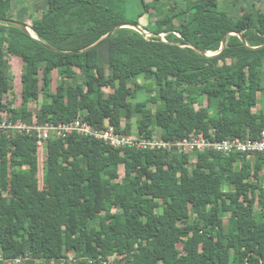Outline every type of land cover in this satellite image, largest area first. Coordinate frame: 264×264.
Wrapping results in <instances>:
<instances>
[{"label": "trees", "instance_id": "16d2710c", "mask_svg": "<svg viewBox=\"0 0 264 264\" xmlns=\"http://www.w3.org/2000/svg\"><path fill=\"white\" fill-rule=\"evenodd\" d=\"M234 2L43 0L32 36L5 22L16 19L0 0V121L83 119L140 140L260 139L264 11ZM146 15L148 36L121 28L90 49ZM37 142L0 132V264H264V154L51 137L41 181Z\"/></svg>", "mask_w": 264, "mask_h": 264}, {"label": "built area", "instance_id": "2783aa9c", "mask_svg": "<svg viewBox=\"0 0 264 264\" xmlns=\"http://www.w3.org/2000/svg\"><path fill=\"white\" fill-rule=\"evenodd\" d=\"M3 117V114H0ZM0 132L5 133H27L36 134L38 137L37 145L40 152L46 151V144L51 137L67 139L71 135H81L84 137H94L116 149L134 148L143 151H176L179 154H196L212 150L226 155L240 153L246 155L264 154V130L258 140L231 139L213 143L203 136H191L178 141H165L157 136L154 139L142 138L141 140L133 136H125L117 133L113 128L100 127L94 128L83 119L75 120L71 123L44 125L27 124L22 121H0ZM1 260V258H0ZM23 260L8 261L10 264H21ZM7 262V261H6Z\"/></svg>", "mask_w": 264, "mask_h": 264}, {"label": "rangeland", "instance_id": "374dc122", "mask_svg": "<svg viewBox=\"0 0 264 264\" xmlns=\"http://www.w3.org/2000/svg\"><path fill=\"white\" fill-rule=\"evenodd\" d=\"M151 1V0H149ZM222 5L223 6H226V5H233L234 3V0H220ZM252 3L254 4V6L257 8V9H260V10H263L264 11V0H240L239 2V7H242L244 6L245 8H248L249 7V4ZM42 4H43V0H11V7H12V12L15 16V21H18L20 22V20H24L25 23L27 25V27L29 28V30L31 31L32 34H34L33 30L30 28V26H32V23H33V20L37 19L41 12L40 9H42ZM154 21V20H152ZM150 22V16L149 15H146L145 17L141 18L140 20V23L142 25V28L146 25H148ZM147 32V31H146ZM146 35L148 36L149 33L147 32ZM162 38H164V36H162ZM13 65L15 66V62L13 61ZM20 69V68H19ZM18 69V71H15L13 73L16 74V76L19 78L20 76V70ZM56 86H57V78H56V75L53 76V84H52V88L53 90L56 89ZM17 87V90H18V85L15 86ZM16 98V102L19 101V97H14L13 95H9L7 97V100L10 101L12 99L15 100ZM141 100L139 102L142 103V101H144V97H140ZM149 107H153L154 106H151L149 105ZM139 109L141 111L142 114H144V112L146 111L145 108H143L141 106V104H139ZM155 109V108H154ZM40 179L41 181H43L44 179V169H45V155H44V152L42 151L41 154H40ZM125 178V170H124V167H120L118 169V172H117V176H116V181L117 183H121ZM224 220L226 221L229 217V214H225L224 216ZM23 264V263H22Z\"/></svg>", "mask_w": 264, "mask_h": 264}, {"label": "water", "instance_id": "95a60500", "mask_svg": "<svg viewBox=\"0 0 264 264\" xmlns=\"http://www.w3.org/2000/svg\"><path fill=\"white\" fill-rule=\"evenodd\" d=\"M5 22L10 23V24H13V25H15V26H18V27H20L21 29H23L25 32H27L28 34L34 36V35L31 33V31L29 30V28L27 27V25L24 24V23H21V22H18V21H11V20H8V21H5ZM121 28H133V29L139 31L140 33H142V34H144V35H146V33H147L146 30H144V28H142L141 26L125 24V25H122V26H118V27H116L111 33H109L106 37H104L103 39H101L98 43H96V44H95L94 46H92L90 49H94V48L99 47L101 44H103V43H104V42H105V41L111 36V34H112L115 30H117V29H121ZM239 35H240L242 41H243L244 43H246L244 37H243L241 34H239ZM225 46H226V38H225V40L223 41V45H222L221 51H220L219 53H221V52L224 50ZM87 50H88V49H87ZM219 53H218V54H219ZM215 55H217V54H215ZM208 56H211V55H208ZM213 56H214V55H213Z\"/></svg>", "mask_w": 264, "mask_h": 264}]
</instances>
